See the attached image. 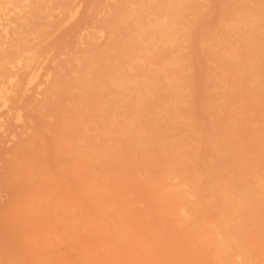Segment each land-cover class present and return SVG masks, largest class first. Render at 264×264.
<instances>
[{
  "label": "bare ground",
  "instance_id": "6f19581e",
  "mask_svg": "<svg viewBox=\"0 0 264 264\" xmlns=\"http://www.w3.org/2000/svg\"><path fill=\"white\" fill-rule=\"evenodd\" d=\"M212 2L109 0L100 26L46 28L2 0L15 13L0 17V127L15 139L0 147L13 192L0 264H14V170L47 155L90 173L102 198L112 228L90 264L125 263L119 241L138 264H264V0ZM104 172L140 177L133 228L106 213Z\"/></svg>",
  "mask_w": 264,
  "mask_h": 264
},
{
  "label": "rangeland",
  "instance_id": "374dc122",
  "mask_svg": "<svg viewBox=\"0 0 264 264\" xmlns=\"http://www.w3.org/2000/svg\"><path fill=\"white\" fill-rule=\"evenodd\" d=\"M16 1L21 4V10L31 16L28 24L46 28L57 24L61 28L100 26L99 18L107 13L106 4L109 2L100 0L97 5L94 4L96 0H37L36 13H39L40 17L33 13L30 0ZM216 1L213 0L212 5ZM0 7L3 26L14 25V6L3 4L0 0ZM76 9L80 10L81 21L76 20L79 16L74 13ZM81 11H85L83 18ZM47 12L56 17L55 22H47L43 17ZM87 12L90 19L86 20ZM55 63L56 59L49 60L46 66L53 70L51 66ZM43 86L42 83L27 89L24 92L25 97H31L38 102L42 97L40 91ZM5 118L6 116L1 117ZM14 139L13 134L7 135V131L0 127V147L4 150L11 149ZM27 161V169L14 170V224L6 217V221L10 223L8 228L11 242L5 247H13L14 264H90L94 257L91 253L95 255L96 248L100 247L89 248V244L98 241L99 226L105 224L112 228L109 219L105 218L106 214L102 215L105 210H100L99 202L102 198L88 183L90 173L74 168L64 159L52 155L45 158L31 157ZM5 171L0 161V220L13 194L7 179L8 173ZM100 175L105 178L104 188L108 192L104 197H109L106 213H113L115 219V213L121 215L127 226L133 228L139 223L142 208L140 177L128 172H104ZM66 208L71 211H66ZM111 242L109 241V254L112 253ZM119 242L125 243L123 247H118L119 252L126 257L125 263L121 261L119 264H138V255L133 253L136 250L132 244Z\"/></svg>",
  "mask_w": 264,
  "mask_h": 264
}]
</instances>
